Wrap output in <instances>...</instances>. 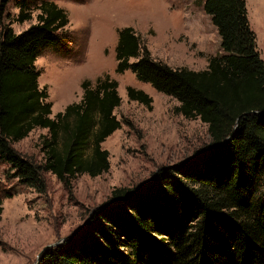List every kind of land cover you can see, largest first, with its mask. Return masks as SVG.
Here are the masks:
<instances>
[{
  "label": "trees",
  "instance_id": "16d2710c",
  "mask_svg": "<svg viewBox=\"0 0 264 264\" xmlns=\"http://www.w3.org/2000/svg\"><path fill=\"white\" fill-rule=\"evenodd\" d=\"M0 0V163L18 184L43 193L44 173L64 186L78 176L109 170L102 143L120 129L116 81L81 83L82 98L51 118L46 87L35 62L61 44L69 20L52 2ZM15 17L9 20L8 5ZM203 11L220 37L222 55L203 71L171 67L151 57L126 27L114 48L116 74L130 71L178 102L175 114L207 126L210 144L182 166L160 169L141 189H114L77 234L45 251L37 264H264V66L247 19L245 0H205ZM38 11L36 23L14 33ZM130 102L152 109L142 90L126 89ZM35 129L40 163L13 144ZM231 136L223 146H218ZM18 191L0 185L2 202Z\"/></svg>",
  "mask_w": 264,
  "mask_h": 264
},
{
  "label": "rangeland",
  "instance_id": "374dc122",
  "mask_svg": "<svg viewBox=\"0 0 264 264\" xmlns=\"http://www.w3.org/2000/svg\"><path fill=\"white\" fill-rule=\"evenodd\" d=\"M52 2L65 10L69 23L62 42L46 48L35 62L39 88L46 87L51 118L82 98L81 83L92 85L108 76L117 82L120 122L103 143L109 153V170L95 178L86 175L64 186L44 173L46 188L37 193L18 184L8 164L0 163V185L18 193L2 202L0 264H37L47 246L77 234L91 212L117 188L138 189L152 184L163 168L181 164L210 144L207 126L175 114L176 100L156 92L126 71L116 74L114 48L118 31L131 27L154 59L168 66L203 71L208 59L222 55L220 37L203 11L205 0H35ZM247 19L264 61V0H245ZM9 20L17 14L14 2L7 7ZM38 11L23 24L12 23L20 33L36 23ZM264 66V64H263ZM142 90L152 99V109L130 102L126 89ZM46 130L35 129L13 148L40 163V139ZM264 191H259V194ZM59 244V245H60ZM58 245V246H59Z\"/></svg>",
  "mask_w": 264,
  "mask_h": 264
},
{
  "label": "water",
  "instance_id": "95a60500",
  "mask_svg": "<svg viewBox=\"0 0 264 264\" xmlns=\"http://www.w3.org/2000/svg\"><path fill=\"white\" fill-rule=\"evenodd\" d=\"M230 138H231V136H229L228 138H226V139H225L222 143H220L218 146H223L224 144H226V143L229 141ZM198 154H200V153H198ZM195 156H196V155L192 156L191 158L187 159L186 161H183L181 164H178V165L172 166L171 168H172V169H176V168L182 166L183 164H185V163L191 161ZM141 188H143V187H141ZM141 188H138V189H141ZM104 207H105V205H102L101 207H96V208L91 212L89 218L86 220V222H85L84 225L87 224V222L89 221V219L91 218V216H92V214L94 213L95 210H97V209H102V208H104ZM81 230H82V229H81ZM66 239H67V238L62 239L61 242H63V241L66 240ZM59 244H60V243L58 242V243H56V244L49 245V246L45 247V248L39 253V255H38V261H39V258L41 257V255H42L45 251H47L49 248H52V247L58 246ZM38 261H37V262H38Z\"/></svg>",
  "mask_w": 264,
  "mask_h": 264
},
{
  "label": "crops",
  "instance_id": "0c3cea01",
  "mask_svg": "<svg viewBox=\"0 0 264 264\" xmlns=\"http://www.w3.org/2000/svg\"><path fill=\"white\" fill-rule=\"evenodd\" d=\"M260 53V52H259ZM263 64H264V61H263Z\"/></svg>",
  "mask_w": 264,
  "mask_h": 264
}]
</instances>
